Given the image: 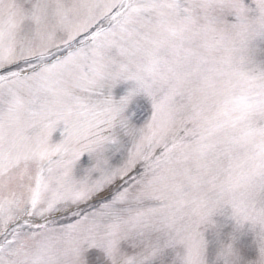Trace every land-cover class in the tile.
<instances>
[{
	"label": "snow or ice",
	"instance_id": "6c2138e0",
	"mask_svg": "<svg viewBox=\"0 0 264 264\" xmlns=\"http://www.w3.org/2000/svg\"><path fill=\"white\" fill-rule=\"evenodd\" d=\"M0 264H264V0H0Z\"/></svg>",
	"mask_w": 264,
	"mask_h": 264
}]
</instances>
